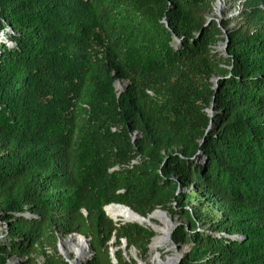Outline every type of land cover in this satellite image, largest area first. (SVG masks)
Masks as SVG:
<instances>
[{"label":"trees","instance_id":"1","mask_svg":"<svg viewBox=\"0 0 264 264\" xmlns=\"http://www.w3.org/2000/svg\"><path fill=\"white\" fill-rule=\"evenodd\" d=\"M223 1L232 27L216 0H0V264H68L72 233L86 264L144 256L111 203L179 209L180 264H264V0Z\"/></svg>","mask_w":264,"mask_h":264},{"label":"bare ground","instance_id":"2","mask_svg":"<svg viewBox=\"0 0 264 264\" xmlns=\"http://www.w3.org/2000/svg\"><path fill=\"white\" fill-rule=\"evenodd\" d=\"M219 9L220 5L219 3H217L215 5V10L219 11ZM117 87H122V85L117 84ZM106 211L114 221L138 222L141 224L147 223L153 231H156L158 233L149 245L151 251L149 261L152 264H174L176 262L180 255L179 252H176V254L169 256L166 260L162 257L159 251L160 249H166L167 251L174 250L169 239L173 222L168 215H166L162 211H156L151 214L149 218L144 217L142 219L132 211L115 205L107 206ZM153 219L159 220L161 224L155 223ZM59 248L64 257H66L67 259H71L69 261L73 264H82L90 253L88 242L80 235L66 236V238L60 240Z\"/></svg>","mask_w":264,"mask_h":264},{"label":"rangeland","instance_id":"3","mask_svg":"<svg viewBox=\"0 0 264 264\" xmlns=\"http://www.w3.org/2000/svg\"><path fill=\"white\" fill-rule=\"evenodd\" d=\"M219 3L220 5V9L219 11H216L215 10V5ZM238 4H236L235 7H230L228 4L225 3V1L223 0H216L215 4H214V8H213V12L210 14V18L212 19H215L217 21H222V20H225V19H230L231 20V24L229 25V27H232L234 25V23H236L237 21V14H238ZM226 13V16H224L223 14ZM7 30H9V27H7ZM6 42V38H5V34L2 33V31H0V43H5ZM8 45H12V43L10 41L7 42ZM215 50L216 51H219L222 53V44L220 45H217L215 47ZM121 85L124 87L125 86V83L124 82H121ZM161 210V209H160ZM170 219L172 220L173 222V225L176 226L174 228H172L170 230V235H171V239H172V235H173V232L176 230V228L179 226V225H186L188 224V220L185 216H183L180 212L179 209H177V212L176 214L174 215H171L170 214ZM153 221L157 224H161V222L157 219H153ZM122 224H125V223H136V222H121ZM143 226L149 228L150 226L147 224V223H143L142 224ZM3 227L4 226H1L0 227V238L2 237V232H3ZM150 230H152L151 228H149ZM198 230L199 229H202V228H197ZM153 231V230H152ZM154 232V237L158 234L156 231H153ZM170 235H169V239H170ZM153 237V238H154ZM64 238H66V236H62V235H58V243L60 242V240H63ZM152 238V240H153ZM170 239V243H171V246L172 248L174 249L173 251H167L166 249H160V254L162 255V257L164 259H168L169 256H172L174 254H176V252L180 253L178 259L176 260V262L174 264H180V261L182 260V258L186 255V253L189 251V245L184 243V244H177L176 245L174 244L175 242L171 241ZM174 242V243H173ZM127 244V243H126ZM110 249H113L115 252L117 250H122L123 251V255H124V258L125 260H134L136 261V264H152L149 259H150V256H151V251H150V248L148 246V251L147 253L143 256V255H139L137 249L135 247H131L128 249V247L126 246L125 248L123 247V242L121 241V244L118 245V246H115L114 245V240L113 241H110L109 242V250ZM57 250H58V254L66 261V260H71V259H67L66 257H64V255L60 252V248L57 246ZM89 252H90V248H89ZM47 253H51L50 250L47 251ZM91 252L89 253V255L87 256L86 260L82 263V264H86V261L89 259V257L91 256ZM36 264H43L44 262V258L42 256H39L36 258ZM8 264H24L23 261L19 258V257H16V256H13Z\"/></svg>","mask_w":264,"mask_h":264},{"label":"water","instance_id":"4","mask_svg":"<svg viewBox=\"0 0 264 264\" xmlns=\"http://www.w3.org/2000/svg\"><path fill=\"white\" fill-rule=\"evenodd\" d=\"M212 18H209L208 19V21H207V24L210 22V20H211ZM224 31V30H223ZM225 32V31H224ZM226 44H227V41H225V43H224V45L222 46V49L226 52ZM117 84H121V81H116L115 82V87H116V89L119 91V92H121V91H123V89H124V87L122 86V87H117ZM208 113H209V115H212V108H210L209 110H208ZM136 136L134 135V137L133 138H135ZM109 205H115V206H118V207H122V208H125V209H127V210H130V211H132L134 214H136L138 217H141L142 219L144 218V216H142V215H140L139 213H137V212H135L134 210H132L129 206H126V205H123V204H118V203H111V204H108V205H106V206H104V208H103V210H104V212L107 214V211H106V207L107 206H109ZM156 211H162L163 213H165L166 215H168L169 217H170V214H169V212L168 211H166V210H160V209H156V210H154L152 213H150L149 215H147L146 217L147 218H149V216L151 215V214H153L154 212H156ZM25 215H27V216H30V214H25ZM108 215V214H107ZM109 216V215H108ZM110 217V216H109ZM111 218V217H110ZM112 219V218H111ZM113 220V219H112ZM114 221V220H113ZM136 223H138V222H136ZM138 224H140V225H142L141 223H138ZM174 227H176V226H172V228H174ZM72 235H80L81 237H83L87 242H88V239L85 237V236H83V235H81V234H78V233H72V234H69L68 236H72ZM170 239H171V235H170ZM114 240V238L111 240V241H113ZM171 241H172V239H171ZM122 242H123V247L125 248L126 246H127V244H126V240L125 239H123L122 240ZM151 242H152V239H151ZM174 243V242H173ZM175 245H176V243H174ZM150 245V244H149ZM148 245V246H149ZM57 246L59 247V243H57ZM88 247H89V244H88ZM109 254H110V258H111V261H112V263L113 264H117V259H116V256H115V251L113 250V249H110L109 250ZM67 262H68V264H73V263H71L69 260H66ZM75 264H77V263H75Z\"/></svg>","mask_w":264,"mask_h":264}]
</instances>
